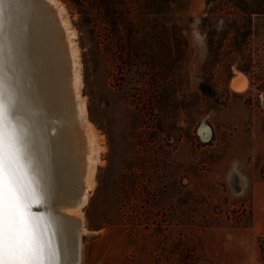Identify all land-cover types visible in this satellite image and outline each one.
I'll return each instance as SVG.
<instances>
[{
  "label": "rangeland",
  "instance_id": "374dc122",
  "mask_svg": "<svg viewBox=\"0 0 264 264\" xmlns=\"http://www.w3.org/2000/svg\"><path fill=\"white\" fill-rule=\"evenodd\" d=\"M56 1H44L54 26L29 5L32 29L42 24L57 48L62 121L76 137L71 156L79 172L89 145L95 150L85 205L59 206L81 217L85 228L79 264H264L253 203L254 187L264 182V17L252 20L251 63L242 46L232 53L233 64L225 58L210 64L200 28L207 0H183L172 13L186 42L180 66L121 68L114 53L91 41L76 11ZM224 23L214 14L211 28L217 34ZM238 77L247 81L242 92L231 85Z\"/></svg>",
  "mask_w": 264,
  "mask_h": 264
},
{
  "label": "bare ground",
  "instance_id": "6f19581e",
  "mask_svg": "<svg viewBox=\"0 0 264 264\" xmlns=\"http://www.w3.org/2000/svg\"><path fill=\"white\" fill-rule=\"evenodd\" d=\"M44 1L57 4L56 0H4L0 5V9L6 5L11 8L7 13V10L2 9L5 68L13 84L11 91L20 103L18 126L24 129L27 141L23 162L33 192L27 201V212L32 223L37 225L41 232L45 264H79L81 234L85 228L81 217L70 214V211H65L66 208L61 210L59 206L73 205L71 208L76 209L85 205L87 191L91 188L92 171H94L91 166L95 162L91 156L95 150L89 145L85 155V169L79 172V162L71 156L76 146V144L74 146L76 137L74 138L62 121V102L58 90L61 81L58 80L60 82L57 83L55 80V74L62 73L57 48L53 46L51 33H42L40 30L42 24L36 27V30L32 29L34 23L32 21L36 16L30 5H38L42 10V18L54 26L55 22H52L54 16ZM58 10L63 11V6L59 5ZM26 12L27 16H22L21 19L20 16ZM35 23L33 25L37 24ZM64 29L68 62L73 67L74 50L69 39L71 33L67 28ZM45 30L48 31V29L43 31ZM70 78L73 83L78 82V75L71 74ZM231 85L235 91L242 92L247 88V81L244 77H238ZM79 102L81 107L79 115L82 118L85 113L84 101ZM202 133L205 131L203 130ZM75 149L77 152L76 147ZM79 157H77L79 160L84 158L83 155ZM78 181H83L81 185L85 187L76 184Z\"/></svg>",
  "mask_w": 264,
  "mask_h": 264
},
{
  "label": "trees",
  "instance_id": "16d2710c",
  "mask_svg": "<svg viewBox=\"0 0 264 264\" xmlns=\"http://www.w3.org/2000/svg\"><path fill=\"white\" fill-rule=\"evenodd\" d=\"M88 27L91 41L114 53L121 68H175L186 55V42L173 21L172 13L183 0H64ZM214 2L218 5L211 8ZM201 19L210 64L225 58L233 64L232 53L246 50L251 63L250 43L254 36L253 17H264V0H207ZM224 16L219 33L212 29L213 15ZM247 62L242 68H249ZM200 90L210 94L201 84Z\"/></svg>",
  "mask_w": 264,
  "mask_h": 264
},
{
  "label": "snow or ice",
  "instance_id": "6c2138e0",
  "mask_svg": "<svg viewBox=\"0 0 264 264\" xmlns=\"http://www.w3.org/2000/svg\"><path fill=\"white\" fill-rule=\"evenodd\" d=\"M3 27L0 9V264H45L41 232L27 212L33 192L23 162L26 133L18 126L20 103L5 68Z\"/></svg>",
  "mask_w": 264,
  "mask_h": 264
},
{
  "label": "crops",
  "instance_id": "0c3cea01",
  "mask_svg": "<svg viewBox=\"0 0 264 264\" xmlns=\"http://www.w3.org/2000/svg\"><path fill=\"white\" fill-rule=\"evenodd\" d=\"M254 224L259 229L260 234L264 236V182L254 187Z\"/></svg>",
  "mask_w": 264,
  "mask_h": 264
},
{
  "label": "water",
  "instance_id": "95a60500",
  "mask_svg": "<svg viewBox=\"0 0 264 264\" xmlns=\"http://www.w3.org/2000/svg\"><path fill=\"white\" fill-rule=\"evenodd\" d=\"M261 98H262V101H263V103H264V93L262 94ZM204 131H205V133H202L203 130H201V131H200V134H201V135H202V134L206 135V134L208 133L206 130H204Z\"/></svg>",
  "mask_w": 264,
  "mask_h": 264
}]
</instances>
